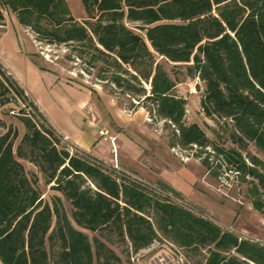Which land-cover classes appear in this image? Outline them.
<instances>
[{"label": "trees", "instance_id": "obj_1", "mask_svg": "<svg viewBox=\"0 0 264 264\" xmlns=\"http://www.w3.org/2000/svg\"><path fill=\"white\" fill-rule=\"evenodd\" d=\"M81 3L86 18L79 21L66 0H0V22L2 10H10L39 41L70 47L109 83L119 105L122 96L129 108L143 107L172 127L170 146L212 145L228 171L250 177L247 195L261 211L264 159L246 152L247 162L241 151L253 142L264 152V0ZM156 55L185 63L203 82L201 110L208 118L231 122L238 148L213 145L197 123L185 122L186 99L174 93L176 81ZM13 99L27 102L24 89L0 64V123L1 109ZM28 104L43 123L22 112L24 147L14 150L17 133L11 127L0 133V264H122L107 243L114 236L135 255L159 239L186 258L202 253L203 261L195 264H264V243L195 213L164 181L153 184L178 202L116 175L97 158L70 153L61 135L44 125L33 101ZM18 157L37 165L52 183L48 198ZM209 158L207 153L200 162L216 176Z\"/></svg>", "mask_w": 264, "mask_h": 264}, {"label": "rangeland", "instance_id": "obj_2", "mask_svg": "<svg viewBox=\"0 0 264 264\" xmlns=\"http://www.w3.org/2000/svg\"><path fill=\"white\" fill-rule=\"evenodd\" d=\"M66 2L72 16L76 20L81 21L86 18L81 0H66ZM2 12L4 19L0 22V60L10 71L9 73L1 65L6 75L15 76L22 80V71L24 69V55L22 54H36L35 59L39 64L56 70L65 78L75 80L86 86H92L99 92L106 94L114 99L116 104L128 116H131L139 109H143L146 114L148 127L155 134L156 138L162 139L165 142L174 157L180 160L176 153H193V156L189 160L194 162L195 159L200 161L207 153L210 154V163L214 166L217 175L212 176L207 172L204 178L203 184L209 191L207 198L201 204H194L185 200L187 206H190L195 213L209 218L228 230L264 243V206H262L261 211H258L251 204V200L247 195V188L250 186L251 181L250 177L242 179L237 172L228 171L229 164L226 159L224 156L213 154L212 145L208 147L193 145L185 148L170 146L169 142L173 139L172 127L167 126L163 120L154 119L143 107H138L134 110L129 108V101L122 96L119 100L123 101L124 104L119 105L115 95L110 94L108 91L109 83L105 80H100L97 77L96 69L91 67L87 61L76 58L70 47L39 41L29 28L18 23L15 13L7 9H3ZM129 25L132 24L129 23ZM31 56L29 58L34 62L35 60ZM156 59L175 79L174 93L186 99L185 122L197 123L204 130L213 145L224 148H238L237 143L233 142L230 136L233 131L231 122L224 119L208 118L201 110L200 99L204 94L203 82L197 76L189 74L185 63H174L158 55H156ZM26 97L27 102L13 99L1 109L2 123H0V133H4L8 127H11L17 133L14 140V150L18 146L24 147L23 137L26 133V128L20 120L22 112L33 116L38 124L43 123V120L36 116L32 106L28 104V100H32L27 94ZM45 122L44 125L50 126L46 120ZM65 143L70 153H77L86 158H95L68 141H65ZM59 145L62 144L60 143ZM24 149L27 150L26 147ZM241 152L247 162L249 160L246 152L264 159V152L260 151L253 142H248L246 151ZM197 154L200 156H197ZM17 159L23 164L28 176L42 193V197L44 199L48 198L53 193V190L50 188L52 183L48 184L45 181L42 172L33 162H30L27 158L18 157ZM217 166L218 168H216ZM259 192V198L264 202V189H260ZM64 202L66 208L69 210L68 201ZM89 234L92 236L93 234H98V232H89ZM107 243L121 258L122 264H179V262L176 263L177 258L172 253H177L176 249L178 248L169 246L166 242L159 239L145 251H140L136 255L129 253L127 245L115 236L107 241ZM179 251L181 252L182 250ZM181 254L185 261L184 264H195L196 261L201 262L204 257L202 253L195 258H186L184 251Z\"/></svg>", "mask_w": 264, "mask_h": 264}, {"label": "crops", "instance_id": "obj_3", "mask_svg": "<svg viewBox=\"0 0 264 264\" xmlns=\"http://www.w3.org/2000/svg\"><path fill=\"white\" fill-rule=\"evenodd\" d=\"M22 55V80L12 77L66 141L105 163L115 161L124 171L146 181H164L186 201L201 204L207 198L204 166L196 159L181 162L174 157L148 127L143 109L128 116L114 99L94 87L39 64L36 54ZM0 64L10 73L1 60Z\"/></svg>", "mask_w": 264, "mask_h": 264}, {"label": "built area", "instance_id": "obj_4", "mask_svg": "<svg viewBox=\"0 0 264 264\" xmlns=\"http://www.w3.org/2000/svg\"><path fill=\"white\" fill-rule=\"evenodd\" d=\"M25 94H26V92H25ZM102 134H104L105 133V131H100ZM61 138L63 139V141H66V139L65 138H63L62 136H61ZM177 152V151H176ZM88 153V152H87ZM178 156H179V158H180V160L181 161H183V162H186V161H188L192 156H193V153H188V154H186L185 152H184V154L182 153V152H180V153H176ZM87 158H89V157H87ZM89 159H92L93 160V158H89ZM110 170H112L116 175H118V176H125V177H127V178H129V179H131V180H134V181H137V182H141V183H143V184H145V185H147L151 190H153L154 192H156V193H158V194H161V195H163V196H168V197H170L172 200H175V201H179L178 199H176V198H174L169 192H166V191H163L162 189H160L158 186H156L155 184H153L152 182H149V181H146V180H144V179H142V178H140V177H138V176H135V175H133V174H131V173H129V172H127V171H124L122 168H120V166H118V164L114 161L113 163H111V164H108V163H105V162H103ZM187 206V205H186ZM188 207V206H187ZM193 210V209H192ZM167 245H169V246H172L171 244H169V243H166ZM146 249H144V250H142V251H145ZM176 252L177 253H174V252H172L173 253V255H175V257L177 258L176 260V263L177 262H179V264H184V259H183V256H182V254H181V252L178 250V249H176ZM178 264V263H177Z\"/></svg>", "mask_w": 264, "mask_h": 264}]
</instances>
